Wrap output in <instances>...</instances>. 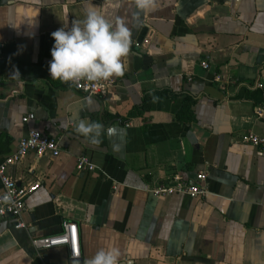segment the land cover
Listing matches in <instances>:
<instances>
[{
    "label": "crops",
    "instance_id": "crops-1",
    "mask_svg": "<svg viewBox=\"0 0 264 264\" xmlns=\"http://www.w3.org/2000/svg\"><path fill=\"white\" fill-rule=\"evenodd\" d=\"M90 10L132 31L125 73L105 96L48 71L51 33ZM154 90L174 96L132 115ZM184 96L189 122L177 117ZM81 120L104 125L99 143L75 131ZM30 128L55 137L60 154L8 166L18 184L39 186L25 199L26 227L0 224V264H75L68 246L30 242L64 221L76 224L80 264L101 248L118 249V264H264V160L242 141L264 136V0H157L139 15L130 0H0V159ZM82 154L95 170L76 168ZM198 171L204 195L149 191Z\"/></svg>",
    "mask_w": 264,
    "mask_h": 264
},
{
    "label": "clouds",
    "instance_id": "clouds-1",
    "mask_svg": "<svg viewBox=\"0 0 264 264\" xmlns=\"http://www.w3.org/2000/svg\"><path fill=\"white\" fill-rule=\"evenodd\" d=\"M130 2L137 15L152 12L157 6V0ZM51 36L54 44L48 71L53 80L79 85L82 80L100 82L124 75L123 60L130 52L132 31L123 20L117 19L113 23L99 11L90 10L82 21L72 24L68 30L61 27L53 31ZM75 131L90 143L97 144L104 133V125L98 121L81 120ZM0 202L11 203L12 194H4ZM119 256L120 252L116 248H101L83 264H118ZM75 264H80L78 254Z\"/></svg>",
    "mask_w": 264,
    "mask_h": 264
},
{
    "label": "built area",
    "instance_id": "built-area-1",
    "mask_svg": "<svg viewBox=\"0 0 264 264\" xmlns=\"http://www.w3.org/2000/svg\"><path fill=\"white\" fill-rule=\"evenodd\" d=\"M203 67H208L209 64L205 61L201 62ZM220 81V76L215 77ZM117 84L116 78H111L107 81L88 82L82 80L79 85H72L83 95L86 96H105L110 88ZM260 86V84H259ZM34 118L33 112H28L22 116L23 122H28ZM242 141L251 144L256 149V155L264 160V136L248 131L242 135ZM29 152H34L36 155L49 154L56 157L60 154L59 142L55 137L48 136L41 131L30 128L23 135L16 149L10 154L0 159V197L6 193L12 194V202L5 204L0 202V224L5 221L15 229L26 227L23 219V210L25 199L30 195L39 183L37 181L18 184L16 180L8 173V166L20 162ZM76 168L79 170L93 171L96 165L90 160L87 155H79L76 159ZM206 172L198 171L195 174V180L184 178L178 172L172 173L170 177L149 191L155 196H166L172 194H182L190 197L204 195L207 190L204 183ZM63 231L58 234L32 237L31 245L38 248H50L56 246H68L70 257L76 258L79 256V245L77 227L75 223L70 221L63 222Z\"/></svg>",
    "mask_w": 264,
    "mask_h": 264
},
{
    "label": "trees",
    "instance_id": "trees-1",
    "mask_svg": "<svg viewBox=\"0 0 264 264\" xmlns=\"http://www.w3.org/2000/svg\"><path fill=\"white\" fill-rule=\"evenodd\" d=\"M162 96L173 97L174 93L169 90H154V91L144 92L140 104L134 107L131 114L141 115L144 111L150 109L153 99ZM193 103H194V99L192 97L184 96L182 105L180 109L177 111V117L179 119L189 122L193 118V113H192Z\"/></svg>",
    "mask_w": 264,
    "mask_h": 264
}]
</instances>
